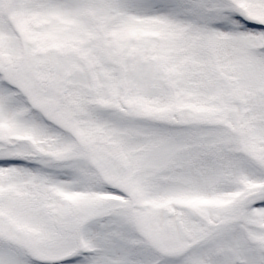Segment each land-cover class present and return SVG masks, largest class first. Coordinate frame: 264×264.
Wrapping results in <instances>:
<instances>
[{
    "label": "snow or ice",
    "instance_id": "snow-or-ice-1",
    "mask_svg": "<svg viewBox=\"0 0 264 264\" xmlns=\"http://www.w3.org/2000/svg\"><path fill=\"white\" fill-rule=\"evenodd\" d=\"M0 264H264V0H0Z\"/></svg>",
    "mask_w": 264,
    "mask_h": 264
}]
</instances>
